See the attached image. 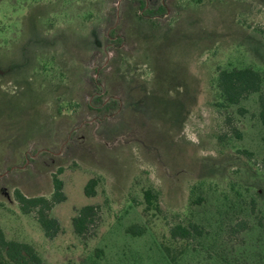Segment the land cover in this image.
I'll return each instance as SVG.
<instances>
[{"label":"rangeland","instance_id":"374dc122","mask_svg":"<svg viewBox=\"0 0 264 264\" xmlns=\"http://www.w3.org/2000/svg\"><path fill=\"white\" fill-rule=\"evenodd\" d=\"M233 66L264 75V0H0L6 238L45 264H171L163 245L183 247L175 264H264V127L257 93L219 104ZM53 176L49 238L14 190L50 199ZM84 205L98 212L78 235ZM190 220L206 234L172 242Z\"/></svg>","mask_w":264,"mask_h":264},{"label":"trees","instance_id":"16d2710c","mask_svg":"<svg viewBox=\"0 0 264 264\" xmlns=\"http://www.w3.org/2000/svg\"><path fill=\"white\" fill-rule=\"evenodd\" d=\"M165 7L160 5L155 11L148 13L164 12ZM216 87L219 92L221 106H230L238 104L246 96L257 93L259 104V120L264 127V75L259 70L251 67H230L219 69L217 73ZM97 179L90 178L84 185L83 191L86 196H92L95 193ZM53 192L51 198L43 196H25L20 190H14V197L20 210L23 213L35 212L36 220L41 226L44 235L52 238L58 231L59 225L56 219L50 217L49 211L54 203L64 200L62 191V180L57 176L52 178ZM144 196L147 202H151L153 195L151 190H146ZM97 209L93 205L82 206L76 215L71 219L74 232L81 235L87 224L97 216ZM245 225L243 224L241 228ZM145 231V227L138 224H131L126 227V232L131 235H140ZM206 229L195 221L187 223H176L169 227L168 234L172 242H182L189 244L197 238L206 234ZM162 249L168 261L175 264L178 256L183 254V247L178 251L173 250L170 245H163ZM0 264H45L35 248L28 242L7 239L0 225Z\"/></svg>","mask_w":264,"mask_h":264},{"label":"crops","instance_id":"0c3cea01","mask_svg":"<svg viewBox=\"0 0 264 264\" xmlns=\"http://www.w3.org/2000/svg\"><path fill=\"white\" fill-rule=\"evenodd\" d=\"M1 225V224H0ZM2 227V226H1ZM3 229V228H2ZM4 231V230H3ZM5 233V232H4ZM6 236V235H5Z\"/></svg>","mask_w":264,"mask_h":264}]
</instances>
